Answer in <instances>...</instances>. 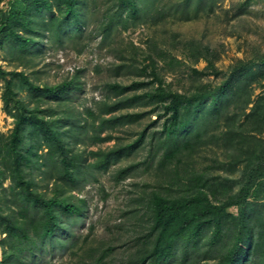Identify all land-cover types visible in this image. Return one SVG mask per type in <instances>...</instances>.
Returning a JSON list of instances; mask_svg holds the SVG:
<instances>
[{
    "label": "rangeland",
    "instance_id": "1",
    "mask_svg": "<svg viewBox=\"0 0 264 264\" xmlns=\"http://www.w3.org/2000/svg\"><path fill=\"white\" fill-rule=\"evenodd\" d=\"M58 1L0 0V70L9 74L14 93L8 94L0 73V147L10 149L6 145L14 122L25 116L16 155L8 151L13 156L11 167L17 160L29 190L44 199L71 203L76 209L61 217V230L42 247L39 264L91 263L107 249L111 251L104 264H127L137 249V238L150 225V202L157 193L173 198L206 193L217 206L232 197L233 206L226 211L237 217L238 207L243 209L248 238L238 262L243 263L251 248L264 242V189L257 199L239 195L242 187L264 179V0H213V6L203 7L195 18L192 8L184 16L175 12L181 0H158L165 16L153 14L141 23L131 22L126 30H111L107 36L99 29V15L112 1L75 0L83 34H72L70 39L67 33L58 39L45 31L47 10L56 11ZM12 10L18 14L6 22V12ZM18 36L33 41L23 44ZM63 81L74 85L76 91L70 98L45 96L29 87V83L46 88ZM133 82L139 87L124 97L145 93L155 97L141 96L129 107L123 105L119 113H138L141 118L111 125L100 134L110 135V140L97 141L92 123L99 101L123 97L116 98L108 85ZM159 87L165 95L186 96L216 95L221 87L225 89L218 121L210 122L209 115L199 128L184 134L190 139L198 134V141L191 151L182 150L179 162L166 167L159 165V159L162 129L169 115L164 105L170 98L161 96ZM204 108L209 111L208 104ZM47 123L52 124V133ZM144 130L141 143L128 150ZM56 136L68 155L80 153L86 163L95 162L90 152L126 149L107 172L93 170L95 179L89 178L80 188L60 179L56 158L39 159L54 145ZM127 165L135 166L126 178L117 180L115 171ZM10 184L8 179L4 188ZM216 220L211 215L204 222L198 264H218L230 245L224 240L223 250L219 252L217 245L209 250ZM4 236L0 233V241ZM4 251L0 243V260ZM254 262L264 264V258L260 255Z\"/></svg>",
    "mask_w": 264,
    "mask_h": 264
},
{
    "label": "trees",
    "instance_id": "2",
    "mask_svg": "<svg viewBox=\"0 0 264 264\" xmlns=\"http://www.w3.org/2000/svg\"><path fill=\"white\" fill-rule=\"evenodd\" d=\"M42 1L44 2V0H34L35 4ZM74 1H58L56 11L48 9L50 5L45 4L48 10L45 9L49 13L48 20L44 23L48 36H55L56 34V38L59 39L61 33H67L66 37L70 39L72 34L78 36L83 34L82 26L76 17L78 12ZM111 1L112 6L99 15L101 21L99 29L103 36H107L109 31L116 30L119 27L126 30L131 22L134 24L136 22L141 23L153 14L162 13L164 16L167 14L164 9L157 6L158 0ZM15 5H18L17 1H15ZM206 6L211 8L213 0H181L175 5L174 10L175 12H181L183 15L188 9L192 8L194 11L192 18H195ZM17 14L15 10L7 11L5 21L9 22ZM20 15L23 17V13H20ZM17 39L23 44H29L33 41L32 38L23 36H18ZM0 73L5 77V89L8 94L14 95L10 89L9 74L1 70ZM154 79L157 80L156 75ZM139 85L136 82L128 86H121L118 83L108 85V89L116 92V98L123 97L114 101L111 99L99 101V112L95 115L92 123V125H96L94 134L97 141L110 140V135L100 137V134L108 132L111 125L125 119L139 120L141 118L142 114L118 112L121 108H124L123 105L129 107V104L141 96L155 97L153 93L124 97L128 91L137 89ZM29 87L31 92H40L45 96L52 97L64 95L66 98H70L71 94L76 91L71 81H63L60 84L46 88H39L29 83ZM158 91L161 96L164 95V97L170 98L169 102L164 105V109L169 115L162 129L164 138L160 143L162 152L159 159V165L166 167V165H172L173 161L179 162L178 156L182 150L191 151L198 141V134L192 137L193 139L188 138L189 135L184 137V134L197 125V128H199V124H204L209 115H212L209 119L210 122L218 121L217 116L221 112L225 89L221 87L216 95L198 92L189 96L178 93L165 95L160 87ZM4 103L7 107L8 101L6 99H4ZM207 104L209 105L208 112L204 108ZM24 118L25 116L21 115L14 122L10 142L6 145L10 149L6 150L4 147H0V233L5 235L0 241L2 247L5 248L4 258L0 260V264H39L42 247L61 230L60 220L76 211L75 206L71 203L60 201L57 198L44 199L29 190V184L22 181L17 160L14 161V166L11 167L13 156L11 158L9 154L16 155L15 144L18 130ZM48 126L52 133V124H48ZM83 128L85 129V127ZM144 136L145 130L127 149L139 145ZM181 137L184 138L180 139ZM125 149L112 148L106 151L90 152L92 156L96 157L95 162L86 163L87 160H84L80 153L68 155L61 140L56 136L54 145L49 146V150L40 155L39 159L56 158L61 167L60 179L65 184L80 185V188H82L88 183L89 178L95 179L92 174L93 170L107 172L118 161ZM134 166L127 165L118 168L114 177L117 180L126 178ZM176 175V178L180 179L179 174L176 173ZM8 179L11 184L4 188V183ZM263 189L264 179H260L252 182L247 188L242 187L239 195L242 194L243 197L257 199L259 192ZM231 200H233L232 197L226 200L223 205L217 206L208 199L206 193L184 195L176 198L164 196L161 193L155 194L150 202V225L145 235L137 238V249L132 253L133 255L127 264H198L197 253L199 252V243L203 239L201 231L205 220L211 215L217 220L208 239L209 250L212 251L213 247L217 245L219 248L217 250L220 252L225 246L223 241L228 240L230 242V245L222 252L218 264H255V258H259L260 255L261 258H264V242L262 245L255 244L250 250L251 253L246 255L244 262L238 263L246 252L245 241L248 238L243 229V209L238 207L237 217L226 211V208L233 206ZM110 251V249L102 251L93 259V262L85 264H104Z\"/></svg>",
    "mask_w": 264,
    "mask_h": 264
}]
</instances>
